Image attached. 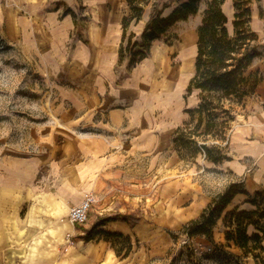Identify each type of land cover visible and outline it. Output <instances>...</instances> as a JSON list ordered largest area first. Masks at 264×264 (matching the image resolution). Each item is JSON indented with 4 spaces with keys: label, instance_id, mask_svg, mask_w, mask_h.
I'll return each mask as SVG.
<instances>
[{
    "label": "rangeland",
    "instance_id": "374dc122",
    "mask_svg": "<svg viewBox=\"0 0 264 264\" xmlns=\"http://www.w3.org/2000/svg\"><path fill=\"white\" fill-rule=\"evenodd\" d=\"M208 1L200 3L197 14L177 22L161 39L153 41L147 59L131 68L136 69L140 87L143 84L145 90H149L150 107L154 103L157 116L163 114L167 105L164 93L170 88L174 89L171 102L174 112L184 111V107L193 109L198 104V92L188 94L184 89L194 72L191 51L186 53L187 60L182 63L177 46L186 38L190 39L192 31L201 24ZM154 2L159 9L166 4L170 6L164 10L165 16L178 4L177 0H151V5ZM34 4L32 6L26 0H0V264H152L156 259L153 249L158 244L166 243L163 235L170 241L166 252L168 264H256L252 254H245L233 242L227 241L226 233L233 231L232 228L226 230L224 244L215 245L212 239L206 237L209 242L201 246L182 234L183 227H164L153 220L159 216L153 206L160 200V187L170 178L177 179L175 174H179V171L186 170L189 180L215 193H223L233 184L227 173L200 164L210 160L205 158L201 148L205 139L192 134L199 115L192 118L186 110L187 120L177 127L172 136L171 152L177 154L179 159L167 163L161 158L156 161L154 169L152 162L149 165L147 160H139L138 171L135 170L133 177L127 178L135 181L133 190H125L113 179L114 188L110 189L112 202L124 196H131L135 200L130 214L125 213L128 220L121 221L131 227L129 234L111 232L107 223L100 229L115 236L108 239L96 237L89 242L83 240L82 236L95 222L106 216L121 214L119 208L125 203H110V207L114 206L109 209L103 205L104 200L94 194L97 202L91 208L88 221L73 225L68 217L70 208L90 193H85L81 186L72 187L68 176L55 171V162L47 159L46 152L55 146V136L59 142L72 136V144H82L86 136L101 134L98 124L101 118L106 119V111L100 108L93 116L85 114L92 98L95 99L96 108H99L102 100L98 99L103 93L93 90V95L87 91L86 78L75 81L68 65L74 67L75 49L80 44L87 47L83 61H96L91 41L95 33L105 28L102 12L113 17L112 24L109 22L110 29L119 30L114 17L124 13L125 6L122 0H104L102 3L92 0H48ZM250 7V27L258 37L254 44L261 55L253 60L246 76L253 74L264 80V0H251ZM149 8L146 10L148 15ZM55 9H60L63 16L70 15L72 18L71 30L62 50L65 57H61L67 62L60 70L55 69L53 53L40 49L35 40V34L42 29L39 22ZM223 10L229 20L228 30L232 33L233 1L224 3ZM133 30L140 31V27L134 28V21L127 33H133ZM105 49L107 57L111 56V46ZM119 66L116 64L113 70L117 74V83L131 72L127 66L121 69ZM88 70L94 71V68ZM147 81L148 86L145 84ZM254 96L249 97L252 98L250 105L237 108L233 115L248 116L258 106L264 108V103L258 98L253 99ZM225 119L227 116L220 114L217 121ZM232 124L233 121H228L226 137ZM182 129L186 134L193 135L191 138L195 141L188 149L177 148L174 142L176 132ZM211 140L206 141L210 148L215 145L211 144ZM216 145L221 146L225 156L230 155L229 144L221 142ZM259 192L264 196V189L260 188ZM255 194L252 195L253 199ZM262 198L258 200L264 212ZM250 208L257 210L256 207ZM255 219L264 228V218ZM255 230L254 226H250L247 232L251 234ZM257 254L264 257L261 250Z\"/></svg>",
    "mask_w": 264,
    "mask_h": 264
},
{
    "label": "crops",
    "instance_id": "0c3cea01",
    "mask_svg": "<svg viewBox=\"0 0 264 264\" xmlns=\"http://www.w3.org/2000/svg\"><path fill=\"white\" fill-rule=\"evenodd\" d=\"M26 1L34 6V3H43L48 0ZM92 1L102 3L104 0ZM183 1L186 0H181V2ZM228 1L230 0L226 2ZM122 3L125 6L124 13L122 12L119 17H114L120 26H118L119 30L110 29L113 17L102 12L105 28L95 33L93 41H91V46H93L91 49L95 52L96 61H83L87 55L85 51L87 47L80 44L75 49L74 67L70 68L68 65L75 81L86 78L84 83L87 91L93 93V90H96V92L104 94L98 99L102 100V103H99V108H96L97 104L92 98L90 108L85 114L86 116H93L95 111L100 108L106 111V119L101 118V122L98 124L101 134L86 136L85 142L82 144H72L73 141L70 139L72 136L66 137L64 142H59L55 136V146H52L46 153L47 159L51 158V162H55V171H61V174L68 176L69 184L72 187L81 186L85 193L96 194L104 200L103 205L108 206L109 209L124 202L125 205H121L119 211L126 215L125 213L130 214L131 205H134L132 203L135 200L131 196L118 197L116 202L113 201L115 204L110 207L109 204L113 203V193L110 190L114 188L113 179L115 178V183L122 185L121 187L125 190H133L135 181H129L127 178L133 177L135 170L138 171L139 160H147L149 165L152 162V169L155 168L156 161L161 158L167 163L174 162L178 156L171 152L172 136L177 127L187 120L188 114L185 110L188 108L184 107L185 110L181 112L172 110L171 102L174 89L170 88L167 93H164L167 105L164 107L163 114L161 117L160 115L157 116L153 107L154 103L150 107L149 90L146 91L143 84L140 87L139 81L137 82L135 68L131 69L129 75L121 82H116L118 78L113 70L115 65L119 64L122 19L130 12L126 1L122 0ZM149 17L150 13L148 15L146 11L142 19L134 24L135 29L140 27L138 32L133 30L136 40L140 41ZM142 21L143 27L141 26ZM39 25V28L42 27V29H39L41 32H37V35L35 34L36 45L45 52L53 53L55 69H63L67 60L61 59V57H65L62 50L65 48L71 30V16H63L60 9H55L49 15H44ZM198 26L192 31L190 39L186 38L183 43L177 46L178 57L182 63L187 60L185 58L186 53L191 51L190 58H193L192 62L194 61V70L192 67L194 72ZM109 46H111L112 54L107 57L105 48ZM88 51L90 52V50ZM126 66L127 60L119 68ZM93 68L94 71L88 70ZM145 84L148 86V81ZM174 84L176 85L175 81ZM188 84L189 82L184 89H187ZM105 86L109 89H106ZM257 98L262 104L264 103V80L259 83L255 90L253 99ZM251 99L247 98L246 104L250 105ZM86 101L88 100L86 99ZM230 130L226 143L229 144V157L231 159L224 160L219 164L211 161L200 163L206 168L214 167L219 172L227 173L232 179L230 183L241 182L246 191V193H238L217 220L213 229L212 243L219 246L225 243V232L229 229L224 222L225 215L234 209L251 211L250 207H255L249 203L252 195L260 188L264 189V108L262 105L258 106L248 116L236 117ZM215 142L211 140V144ZM216 143L219 144V142ZM163 171H167V169ZM185 171H179V174H175L177 179L170 178L160 187V200L155 204L153 203L154 209L159 214L157 219L153 218V220L155 219L158 225L182 228L189 221L198 218L215 196L221 193H215L192 182L188 179ZM92 216L95 217L96 215L93 214ZM107 226H110L111 230L109 231L124 233L125 235L131 231V227L121 221L109 222ZM163 238L166 243L158 244L153 249V255L156 259L152 264H168L166 252L170 241L165 235ZM191 240L201 246H205L209 242L205 236L201 235L192 237Z\"/></svg>",
    "mask_w": 264,
    "mask_h": 264
},
{
    "label": "trees",
    "instance_id": "16d2710c",
    "mask_svg": "<svg viewBox=\"0 0 264 264\" xmlns=\"http://www.w3.org/2000/svg\"><path fill=\"white\" fill-rule=\"evenodd\" d=\"M125 1L130 12L122 19L119 65L127 60V68L131 69L149 56L153 41L161 39L177 22L187 20L190 16L197 14L203 0H186L183 2L177 0L178 4L166 16L163 13L167 7H170L168 4L159 9L156 2L151 5V0ZM226 1L209 0L207 2L202 22L197 28L195 72L186 89L188 94H192L194 91L198 92L199 102L197 106L186 110L192 115V118H195L196 114L199 115L192 134L205 139L201 148L205 158L215 164L231 158L223 154L221 146L214 143L215 145L210 148L206 141L210 138L220 143L227 142L225 131L228 127V121L235 120L236 117L233 113L236 112L237 108H245L247 98L255 94L257 86L262 81V77L253 74L246 76L253 60L261 55L257 50V45L254 44L258 37L250 27L251 0H232L234 10L232 33L228 30L229 20L223 10ZM147 8L150 9V17L141 34V39L138 41L133 39V33H127L128 27L132 21L134 24L138 23ZM220 114L227 116V119L222 122L217 121ZM205 115H207V119H205ZM202 127L203 130L200 131ZM188 134L183 129L176 132L174 142L177 148L188 149L190 145H193L192 143H195L191 138L193 135ZM241 184H230L225 192L215 196L198 218L183 226L182 234L188 238L201 235L212 239L213 229L227 205L238 193H246ZM260 197H264L263 193L257 191L255 199L253 196V200L249 201L257 210L234 209L228 212L224 218L225 225L233 230L226 233L227 241L233 242L245 254H252L257 261L256 264H264V257L257 254L259 250L264 252V245L262 244L264 228L255 219V217L264 218V212L258 200ZM127 220L128 217L123 214L106 216L95 222L82 238L86 242L96 237L108 239L115 234L100 228L109 222H126ZM250 226H254L257 230L248 234L247 230Z\"/></svg>",
    "mask_w": 264,
    "mask_h": 264
},
{
    "label": "built area",
    "instance_id": "2783aa9c",
    "mask_svg": "<svg viewBox=\"0 0 264 264\" xmlns=\"http://www.w3.org/2000/svg\"><path fill=\"white\" fill-rule=\"evenodd\" d=\"M97 200L94 194L85 195L84 199L69 210V220L73 225H82L89 219L91 208L96 204ZM210 250V249H209ZM197 251V249H195Z\"/></svg>",
    "mask_w": 264,
    "mask_h": 264
}]
</instances>
